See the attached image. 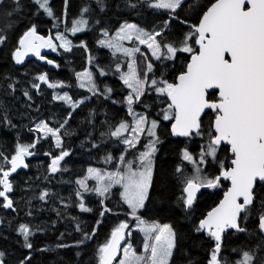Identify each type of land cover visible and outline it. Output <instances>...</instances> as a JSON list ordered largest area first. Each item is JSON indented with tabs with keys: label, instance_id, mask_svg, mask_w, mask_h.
I'll list each match as a JSON object with an SVG mask.
<instances>
[{
	"label": "trees",
	"instance_id": "trees-1",
	"mask_svg": "<svg viewBox=\"0 0 264 264\" xmlns=\"http://www.w3.org/2000/svg\"><path fill=\"white\" fill-rule=\"evenodd\" d=\"M128 3L129 0H102L101 6L97 0H69L67 14L64 15V0H50L55 16L60 18L54 20L43 10H38L33 0H20L17 11H13L16 0H0V29H4L0 34L7 37L0 44V153L10 159L17 143H32L40 135L32 131L37 123L44 120L50 126L58 127L68 112H72V117L61 130L62 147L70 153L61 161L62 170L55 174L48 171L52 157L47 153L58 155L60 151L55 147L54 138L48 137L40 139L36 148L32 149L34 154L25 158L29 166L17 169L10 176L13 183L10 198L14 205L11 209L0 207V251L5 253V264H18L20 259L29 254L30 264H98L99 246L106 242L111 230L121 221L129 223L126 233L131 230V236L126 235L124 242L130 240L136 251H140L142 236L134 228L137 221L130 215V209L120 200L119 192L122 189L114 185L110 198L104 200V204L112 211L101 217L100 201L103 198L94 192H83L76 183L87 175L89 167L97 168L102 173L116 169L120 155L125 154L127 158L135 149H128L125 153L126 145L121 138L108 135L121 121L132 124L134 117L128 114L124 102L130 90L123 84L121 75L127 64H121L117 70L118 54L98 41L104 37L102 30H107L111 35L124 22L136 23L147 32L160 31L164 28L166 16L163 12H154L147 4H137L136 8H132ZM132 3H137V0H132ZM193 3L194 0H186L184 6L176 11L175 17L169 19L168 27L158 40L163 43H180L183 40L184 34L189 31L183 21L198 23L202 15L200 7L195 10L189 8ZM208 3L209 0H199L201 6ZM84 7L89 9L83 14L87 25L80 32L68 31L72 22L81 18ZM7 12H12V16L8 17ZM33 24L38 33L44 36L63 33L72 42V51L66 52L58 47L56 51L50 49L45 52L43 56L55 61L54 64L36 57L17 64L12 58V52L18 46L20 36ZM5 25L9 26L5 28ZM81 42L87 44V49L79 46ZM55 43L58 45L60 42ZM193 47L196 48V45L193 44ZM139 50L134 53L132 60L135 57L141 75L146 71L147 63L154 65V72L148 74L150 79L174 81L189 58V53L178 52L173 59L157 60L148 48L140 47ZM89 56L92 57L91 62ZM85 69L92 73L93 82L99 89L96 95L88 90L87 83L84 88L79 87L81 81L76 74ZM41 73L48 74L50 83L63 82L62 86L51 88L47 83L38 81L36 77ZM34 83H39L40 88H33ZM9 85H13L14 90ZM106 88H111L112 92L100 94L105 93ZM25 91H28L31 99L24 96ZM65 92L73 100H83L84 103L73 110L67 103L53 99L54 95ZM215 97L216 93H212V98ZM141 99L142 103L134 105V110L160 121L157 134L162 143L157 145L159 151L156 153L154 186L150 190V199L138 215L149 222L173 225L177 232V246L169 264H208L214 241L206 233L195 231V228L205 213L221 199L228 182L222 180L219 188L201 189L193 208L186 212L177 203L181 184L173 173L175 166L181 163V149L187 147L190 152L197 154L207 143V123L212 114L208 112L203 117L206 129L204 136L174 137L170 133L171 122L162 118L167 98L150 88ZM145 138L143 135L138 147L143 148ZM109 155L113 157L110 162L105 159ZM217 157L218 161L229 166L232 155L228 146L222 145ZM209 161L208 165L203 166L206 173L209 176L218 175L219 162L211 158ZM0 166L8 167L3 159H0ZM184 167V175H190L191 164L185 162ZM88 185L94 187L96 181L89 179ZM77 190L82 192L86 207L92 211L80 209V198L75 195ZM43 191L49 195L42 201L39 196ZM2 203L3 199L0 198ZM258 215V212L252 213L244 221L246 232L227 231L223 235L221 258L226 264H234L242 251L252 250L257 256L264 255V251L257 247L264 241L257 228ZM97 221L100 223L97 224ZM21 223L28 224L33 232L29 238L33 244L31 250L23 246V236L17 231ZM77 224H80L83 232L92 233L95 229L92 238L85 239L79 245L76 241L84 237L83 232L76 230ZM58 244L72 246L57 247Z\"/></svg>",
	"mask_w": 264,
	"mask_h": 264
},
{
	"label": "snow or ice",
	"instance_id": "snow-or-ice-1",
	"mask_svg": "<svg viewBox=\"0 0 264 264\" xmlns=\"http://www.w3.org/2000/svg\"><path fill=\"white\" fill-rule=\"evenodd\" d=\"M33 3L47 16L54 20L60 19L55 16L50 0H33ZM97 3L102 6V0H97ZM185 3L186 0H137V3L129 0L128 6L136 8L137 4H147L150 8L166 10L169 17L174 18L176 10L181 9ZM64 5L66 15L69 0H64ZM197 7L201 8L202 15L199 16L198 23L189 24L187 20L183 21L188 25L189 31L180 41V47L174 43H162L157 39L163 35L169 21L164 22V28L160 31L153 32H147L134 23H124L114 38L98 41L99 44L130 57L139 52V48H125L120 41L132 40L133 37L139 44H146L157 60L173 59L178 52L190 54V59L183 66V70L172 82L164 78L150 79L148 74L154 72V65L151 62L147 63L146 71L141 75L134 59L128 63V72L121 75L123 84L130 90L124 102L128 114L133 116L134 120L132 124L121 121L108 135L121 138L122 143L127 146L125 153L128 149H134L140 143L141 135L145 133L149 137L148 143L135 160H127L126 155L121 154L115 172L102 173L97 168L89 167L87 175L76 183L83 192H94L103 198L100 201L101 217L112 211L104 204V200L110 198L114 185L120 186L122 189L119 192L120 200L128 206L130 215L137 221L136 228L144 234L143 254H138L130 243L121 245V241L126 240V235L131 236V231L126 233L129 223L121 221L111 230L106 242L99 246L98 264H113L121 251L123 255L118 264H169L173 250L177 246V232L172 224L149 222L138 215L139 210L144 209L146 201L150 199V190L154 186L156 153L159 151L157 145L162 143L157 134L160 121L149 120L146 114L137 113L133 107L142 103L141 98L150 88L167 98L166 108L162 109V118L171 122L172 136H204L206 129L203 117L208 112L212 114L207 123V143L197 154L190 152L187 147L181 149L179 153L181 163L175 166L173 173L181 184V194L177 197V203L186 212L193 208L201 189L219 188L222 180L230 182V187L224 191L223 198L199 220L195 228V231L206 233L214 241L208 264H226L221 258L223 235L229 230L246 232L244 221L252 213H259L257 228L264 237V0H209L204 6L199 5V0H194V3L189 5L192 10ZM19 8L20 0H16V8L13 11ZM88 10L87 7L82 8L81 18L74 20L68 31L80 32L87 25L83 14ZM12 14L6 13L8 17ZM8 26L5 25V28ZM3 30L0 29V32ZM102 31L103 35L108 37L107 30ZM6 39L5 35L0 34V44ZM55 41L60 43L57 45ZM193 44L198 47L194 48ZM79 46L87 49L84 42ZM58 47L71 52L73 45L60 32L55 36L40 35L33 24L20 36L18 46L12 52V58L17 64H21L25 56L31 52L41 60H46L48 64H54L55 61L41 55L40 50L49 48L56 51ZM91 61L92 57L89 56V62ZM116 67L117 70L120 69L119 64ZM76 75L81 81L79 87L84 88L86 81L88 90L93 95L99 93L90 71L85 69ZM36 79L47 83L51 88L63 84L50 83L47 73L39 74ZM32 87L39 89L40 84L34 83ZM9 88L14 90L13 85H9ZM111 92V88H106L105 93L100 94ZM212 93H216L215 99L212 98ZM23 94L31 99L28 91ZM53 99L67 103L73 110L84 103L83 100H73L67 92L63 95H54ZM71 117L70 111L58 127L50 126L48 121H40L32 129L40 134L32 143H17L15 153L10 159L0 153V159L8 165L7 168L0 166V198L3 199L0 207L13 208L14 201L10 198L13 183L10 176L17 169L29 166L25 158L34 154L32 149L36 148L40 139L54 138L55 147L60 151L58 155L47 153L52 157L48 171L55 174L62 170L61 161L70 153L62 147L61 130ZM126 132L129 135L122 136V133ZM222 145H227L231 152L229 166L223 161H218L217 152ZM93 147L96 145L93 144ZM209 158L219 162L218 175L209 176L206 173L203 166L209 164ZM105 159L110 162L113 157L109 155ZM185 162L194 166L192 175H184ZM89 179L96 181L94 187H89ZM48 195L47 191H43L39 199L43 201ZM75 195L80 198L79 207L82 211H92L86 207L80 190H77ZM99 223L100 221H97V224ZM76 230L83 232L80 224L76 225ZM17 231L23 236V246L29 250L33 249L29 239L33 235L30 226L21 223ZM94 234L95 229L92 233L83 232L84 239L76 241V244H83L85 239H91ZM257 247L264 251V241ZM4 256L5 253L0 251V264H5ZM30 261L29 254L20 259L18 264H30ZM234 264H264V255L257 256L252 250L242 251Z\"/></svg>",
	"mask_w": 264,
	"mask_h": 264
},
{
	"label": "rangeland",
	"instance_id": "rangeland-1",
	"mask_svg": "<svg viewBox=\"0 0 264 264\" xmlns=\"http://www.w3.org/2000/svg\"><path fill=\"white\" fill-rule=\"evenodd\" d=\"M156 10H159V9H156ZM166 11V10H165ZM80 19V18H79ZM166 21V20H165ZM124 23H133V22H124ZM123 23V24H124ZM122 24V25H123ZM134 24H136V23H134ZM121 25V26H122ZM137 25V24H136ZM120 26V27H121ZM138 26V25H137ZM119 27V28H120ZM138 27H140V28H143V27H141V26H138ZM85 28V27H84ZM83 28V29H84ZM119 28L113 33V34H111V35H108V37H103L102 39H112V38H114L115 36H116V33H117V31L119 30ZM144 29V28H143ZM120 43L123 45V47H125V48H129V49H131V48H140V47H146V48H148L147 47V45L146 44H139V42L137 41V40H135V37H133V39L132 40H123V41H120ZM163 43V42H162ZM165 43H172V42H165ZM175 44V46H177V47H180L181 46V44L180 43H174ZM103 46H105V47H107L106 45H103ZM107 48H109V47H107ZM110 50H112L114 53H116V54H118V59H117V64H119V65H121V64H124V63H126L127 64V66H126V69H125V71L123 72V74L124 73H126V72H128V63L132 60V57H130V56H127L126 54H124L123 52H115V50L114 49H112V48H109ZM149 49V48H148ZM50 51V49L49 48H46L45 49V52H49ZM149 51L151 52V50L149 49ZM38 60H41L39 57H36ZM24 60H25V58H24ZM44 61V60H43ZM136 61V60H135ZM85 83H87L86 81H85ZM63 95V94H62ZM149 120H152V118H149ZM133 123V122H132ZM122 134H126V136H128L129 135V133H122ZM143 135H145V140H144V143L142 144V146H143V148H140V147H138V145H141V144H137L136 145V147H135V149H134V151H133V154L132 155H130V156H128L126 159L127 160H135L137 157H138V154H139V152L140 151H143L144 150V146L148 143V140H149V137L147 136V134L145 133V134H143ZM143 135H141V140H142V136ZM142 143V142H141ZM118 166H119V163H118ZM117 166V167H118ZM117 170V168L116 169H114V170H111V171H109V172H115ZM193 172H194V166L193 165H191V169H190V175H192L193 174ZM115 186H117V187H120L119 185H115ZM139 230V229H138ZM140 233H141V235H142V242H144V234L140 231ZM126 243V242H125ZM125 243H123V245L125 244ZM127 243H130L131 245H132V247H133V249L135 250V246L131 243V242H129V241H127ZM122 245V246H123ZM140 250L141 251H136L138 254H143V243H141V246H140ZM122 255H123V253H122V251H121V256H120V258H122ZM118 262H119V260L115 263V264H118Z\"/></svg>",
	"mask_w": 264,
	"mask_h": 264
},
{
	"label": "water",
	"instance_id": "water-1",
	"mask_svg": "<svg viewBox=\"0 0 264 264\" xmlns=\"http://www.w3.org/2000/svg\"><path fill=\"white\" fill-rule=\"evenodd\" d=\"M40 35H42V34H40ZM42 36H44V35H42ZM196 46H197V45H196ZM197 47H198V46H197ZM44 50H45V48H42V49L40 50V51H41V54H43ZM33 56H35V54L30 52V53H28L27 56H25V58L27 59V58H30V57H33ZM189 59H190V55H189L188 60H189ZM187 62H188V61H187ZM170 128H171V126H170ZM174 137H179V136H174ZM184 138H188V137H184ZM226 146H227V145H226ZM229 153L231 154L230 150H229ZM231 159H232V158H231ZM231 159H230V161H231ZM19 169H21V168H19ZM224 181L228 182V187H230V182L227 181V180H224ZM228 187H227V188H228ZM226 190H227V189H226ZM226 190H225V191H226ZM197 195H199V193H198ZM222 198H223V195H222L221 199H222ZM221 199H220V200H221ZM220 200H219V201H220ZM219 201H218V203H219ZM218 203H217V204H218ZM215 206H216V205H215ZM215 206H213V207H215ZM213 207H212V208H213ZM210 210H211V209H210ZM207 212H208V211H207ZM207 212H206V213H207ZM206 213H205V214H206ZM229 231H235V230H229ZM109 237H110V236H109ZM121 242H122V241H121ZM117 258H118V255H117ZM117 258H116V259H117ZM116 259H115V260H116ZM115 260H114V261H115ZM114 261H113V262H114Z\"/></svg>",
	"mask_w": 264,
	"mask_h": 264
}]
</instances>
